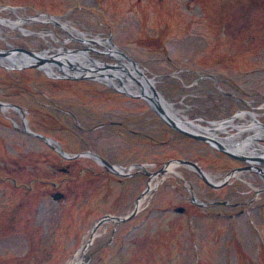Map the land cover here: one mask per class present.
Segmentation results:
<instances>
[{
	"label": "rangeland",
	"instance_id": "374dc122",
	"mask_svg": "<svg viewBox=\"0 0 264 264\" xmlns=\"http://www.w3.org/2000/svg\"><path fill=\"white\" fill-rule=\"evenodd\" d=\"M155 1L144 0L153 9L144 6L149 21L140 18L146 24L143 29L135 9H125L110 18L113 31L93 24L94 17L82 11L64 15L70 0H0V5L26 6L17 14L3 10L2 17L35 16L22 24L29 34L4 28L0 48L6 49L8 42L11 47L42 50L48 45L38 33L48 31L59 40L51 39L54 47L82 46L78 40L67 41L70 34L60 25L37 16L44 12L86 37H109L148 77L174 73L154 86L182 110L181 115L218 120L234 108L259 106L254 113L264 123V7L244 12L238 0H194L195 7L184 9L169 1L171 10L163 15L166 10L159 12ZM191 16L202 22H192L187 30ZM157 38L161 41L153 49L148 42ZM90 56L113 62L111 57ZM13 71L0 67V101L23 103L27 124L35 132L55 138L69 153L93 151L111 164H145L146 169L121 180L92 157L66 160L55 144L20 130L18 112L0 109V264H70L97 220L129 213L148 186L149 174L166 161H194L214 182L239 164L206 144L170 132L145 100L126 97L97 81L55 80L50 85L41 70H22L28 81L19 80ZM206 105L212 115L204 110ZM119 121L123 127L110 124ZM140 131L143 135H137ZM69 163L72 170L64 176L59 168ZM175 170L184 179L160 175L162 183L154 186L132 219L101 224L79 264H264V194L254 190L264 187L262 181L242 175L213 190L194 170ZM8 173L24 186L14 187ZM57 190L64 194L60 201L52 199ZM190 191L208 206L191 203ZM218 201L229 204H215ZM178 206L187 211H175Z\"/></svg>",
	"mask_w": 264,
	"mask_h": 264
},
{
	"label": "water",
	"instance_id": "95a60500",
	"mask_svg": "<svg viewBox=\"0 0 264 264\" xmlns=\"http://www.w3.org/2000/svg\"><path fill=\"white\" fill-rule=\"evenodd\" d=\"M87 51H88V48L81 50L80 53L87 56ZM72 52H73V50H70V51H66L64 54H70ZM110 52L113 55L119 54V55L123 56L124 58H126L127 61H129V66L132 67L133 69H135V71H137V73L142 77L143 85H142V83H140V81L138 79H136L134 76H132V74L126 68L121 67L122 62H120L121 65L104 64L103 67H101L100 65H97L94 60L90 59V60H92V63L94 66V68H90V67H86V66H83V65L77 63L73 59H69L68 55H64L60 51H56V53L54 55H48L47 56L43 53H36L34 51L26 50L23 48L0 50V57H3L7 60H10V59L12 60V58L10 56L19 55V60L22 61V64H19L16 68L36 67V68H40V69H45V68H50V66H55L58 69H60V71L64 74H66L67 76H69L68 72H73L75 74L77 73L78 75H76V76L79 78L100 77V79H102L105 76L107 78L114 77L115 79L118 80V82L120 84V89H118V90L126 93L129 96H137V97L146 98L149 101L150 105L153 107V109H155L159 113V115L166 121V123L168 125H170L172 128H174V129H176V130H178V131H180L186 135L195 137L199 140L209 142L212 145H214L216 148L232 155L233 157L244 160L245 162H248L250 164H252V163L264 164V157H258V156H253L250 154H245L242 151L229 150L226 147H224V145H222L220 142H217L216 140H214L212 138L201 136L198 134H194L192 132H189V131L179 127L174 122V120L169 116V114L166 112V110L164 109V106L162 105L161 97H160L158 91H156V89L154 88L152 83L142 74V72L136 68V65L134 64V62L127 55H125L122 52H117V51H110ZM102 68H104V69H102ZM100 69L105 70L107 72L106 75L103 74V72H101ZM117 71H124L125 73H127L130 76V78H132L133 80L138 82L142 86L141 93L136 94L134 92H130L127 89H125V87H124L123 83L120 81L119 77L116 74H112V73H116ZM92 72L95 74H92ZM108 83L111 86H113L112 83L110 82V79H108ZM252 137L255 139H258V140H264V139H261L260 137H254V136H252ZM176 162L180 163V164H184V165L195 166L198 169L202 179L205 182H207L208 184H210L211 186H214L206 178L204 173L199 169V167L196 164L189 162V161H185V160H176ZM245 169H250V167H246ZM162 171H163V169L160 170V172H162ZM226 180H227V178L224 179L223 182H226ZM59 197H60V195L55 196V198H59ZM117 220L120 221V220H124V219L117 218Z\"/></svg>",
	"mask_w": 264,
	"mask_h": 264
},
{
	"label": "bare ground",
	"instance_id": "6f19581e",
	"mask_svg": "<svg viewBox=\"0 0 264 264\" xmlns=\"http://www.w3.org/2000/svg\"><path fill=\"white\" fill-rule=\"evenodd\" d=\"M21 20H24L22 17H20V16H17V18H15V19H8V18H3V17H0V24L3 26L2 28H0V36L2 37L3 36V34L2 33H4V28H6V27H10L12 30H14V29H19V30H21L23 33H25L26 32V29L24 28V26L21 24ZM19 21V22H18ZM64 25V27L66 28V29H68L70 32H72V33H75V34H77L78 36H80V37H82L83 38V34L82 33H77L74 29H72V27L71 26H69L68 24H63ZM40 35L41 36H43L46 40H47V43H50V41H49V39H47L49 36L48 35H50L51 37H55L54 35H53V32H51V31H48L47 33H40ZM92 38H94V39H98L99 37L98 36H95V37H92ZM83 39H86V38H83ZM99 39H101V38H99ZM98 39V40H99ZM106 45V47H108V48H112V49H114V47H112V45H110V44H108V43H106L105 44ZM16 58V59H15ZM15 58H13L12 60L13 61H8V60H6L4 63L6 64V65H9V66H16V65H19L21 62H19V60L17 59V57H15ZM14 60H16V62L14 61ZM164 104H165V107H166V110L169 112V113H171V114H174V116L176 117V119H177V121H180V122H183V120H184V117H182L180 114H179V112H178V110L174 107V105L171 103V102H169L168 100H166L165 98L163 99V101H162ZM181 119V120H180ZM184 124L187 126V127H189V128H192L191 126L192 125H188V122H184ZM195 125H197V124H195ZM216 127H218L219 128V130H223V128H224V124H217V125H215ZM259 130L257 129V132H258ZM216 133V135H219V133H218V131H216L215 132ZM228 135V134H227ZM240 138H234V137H232V136H228V138H227V142H228V144H232V142H234V141H237V140H239ZM171 172H175L174 171V167H173V165L171 164V165H169L168 167H166V169H165V173L164 174H168V173H171ZM178 174V173H177ZM157 183V176H155V175H151V178H150V181H149V187L150 188H152L155 184ZM144 201V198H142L141 200H140V202L138 203V206L139 205H141L142 204V202ZM86 245H87V240H86V242L81 246V248L78 250V252L76 253V255L73 257V259L70 261V264H79L80 263V260L82 259V256H83V253H84V251H86Z\"/></svg>",
	"mask_w": 264,
	"mask_h": 264
},
{
	"label": "flooded vegetation",
	"instance_id": "af4514ba",
	"mask_svg": "<svg viewBox=\"0 0 264 264\" xmlns=\"http://www.w3.org/2000/svg\"><path fill=\"white\" fill-rule=\"evenodd\" d=\"M61 1V0H60ZM64 3H67L66 0H62ZM73 3V7H70L69 9H71L70 14H74L75 12H80L82 11L83 13H85V15L88 16H92L94 17V19L96 20L98 18V20H102L101 23L97 22L95 20H93V24L99 26H106L111 29L112 28V24L110 23V18H112V10H113V6L117 7L118 5L122 4L123 0H70ZM88 3V5H83L81 4V2H85ZM172 1V0H171ZM194 0H174L172 1V3L175 4H179V5H187L190 2H193ZM138 2V7H139V12L140 14H147L148 10L144 8V6L149 7L148 3H145L144 0H137ZM160 2V3H159ZM159 2L157 3L158 6H161V2H163V0H159ZM155 3V2H154ZM70 4V3H69ZM167 2H165V5L163 4V9H167ZM153 9V6L152 8ZM155 9V8H154ZM168 10V9H167ZM186 28H189L190 25L186 24L185 25ZM154 41H152V43H154ZM149 43V42H148ZM152 45V44H150ZM154 49V48H153ZM210 113V112H208ZM238 167V166H237ZM59 170L61 172L64 171V168L60 167ZM66 173H70L71 170L70 168L65 170ZM15 186H17L15 184Z\"/></svg>",
	"mask_w": 264,
	"mask_h": 264
}]
</instances>
